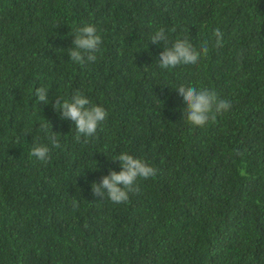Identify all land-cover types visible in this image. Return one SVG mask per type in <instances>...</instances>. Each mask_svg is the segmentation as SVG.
<instances>
[{
    "label": "trees",
    "instance_id": "1",
    "mask_svg": "<svg viewBox=\"0 0 264 264\" xmlns=\"http://www.w3.org/2000/svg\"><path fill=\"white\" fill-rule=\"evenodd\" d=\"M89 24L102 42L81 66L68 48ZM177 39L208 54L161 68ZM180 85L231 108L193 126ZM77 93L108 114L87 143L53 107ZM121 153L157 174L126 203L93 196ZM0 264H264V0H0Z\"/></svg>",
    "mask_w": 264,
    "mask_h": 264
},
{
    "label": "clouds",
    "instance_id": "2",
    "mask_svg": "<svg viewBox=\"0 0 264 264\" xmlns=\"http://www.w3.org/2000/svg\"><path fill=\"white\" fill-rule=\"evenodd\" d=\"M217 37V46L221 45L222 33L219 29L214 30ZM151 42L165 45L168 43V35L161 26L151 36ZM101 36L97 34V29L93 25H85L77 28L72 47L68 48L70 60L76 64L84 66L88 62L96 60V52L101 44ZM208 47L205 44L200 51L193 48L187 39H177L171 47H166L160 53L159 65L163 69L174 68L180 64L195 65L198 63L201 53L208 54ZM178 93L183 97L186 104L187 120L193 126L203 127L210 120L215 121L217 114L227 112L231 108V103L227 100L218 98L214 91L207 88L197 90L195 87L178 86ZM35 97L38 101L49 102L48 90L43 87L35 89ZM61 118L70 119L76 126L75 140L79 142L83 136L87 143L89 137H93L100 126L107 119V111L100 105L92 104L88 97L77 93L71 101L56 97L53 104ZM46 125L42 128L46 129ZM51 144L55 148L60 147L59 139L55 133L49 137ZM37 160L49 163L51 161L50 149L47 145H34L30 152ZM114 160H118L121 165L119 172L110 170L108 175L102 177L99 182L92 183V194L103 198L105 194L113 203L121 204L129 201V194L139 192L137 180L140 178L148 179L155 177L157 169L144 160L134 157L128 153H121ZM73 207H78L74 200Z\"/></svg>",
    "mask_w": 264,
    "mask_h": 264
}]
</instances>
